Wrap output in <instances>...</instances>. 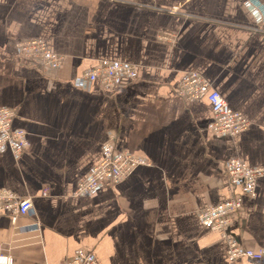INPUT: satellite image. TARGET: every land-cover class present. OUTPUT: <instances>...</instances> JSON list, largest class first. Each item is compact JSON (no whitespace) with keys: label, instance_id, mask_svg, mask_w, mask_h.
I'll return each mask as SVG.
<instances>
[{"label":"crops","instance_id":"1","mask_svg":"<svg viewBox=\"0 0 264 264\" xmlns=\"http://www.w3.org/2000/svg\"><path fill=\"white\" fill-rule=\"evenodd\" d=\"M32 39L63 55L61 65L20 58L16 43ZM101 59L138 74L77 86ZM188 72L247 116L248 129L216 136L207 99L178 93ZM1 107L15 110L28 146L0 151V189L35 210L16 220L0 212V254L13 264H59L79 248L97 264H264V255L230 259L224 236L264 251V176L224 230L198 218L241 190L226 160L264 166V0H0ZM110 131L145 163L75 194Z\"/></svg>","mask_w":264,"mask_h":264},{"label":"built area","instance_id":"2","mask_svg":"<svg viewBox=\"0 0 264 264\" xmlns=\"http://www.w3.org/2000/svg\"><path fill=\"white\" fill-rule=\"evenodd\" d=\"M19 54L26 59H38L45 65L59 67L63 56L50 50L42 39L20 41L16 44ZM138 73L135 65L127 61L101 59L99 63L85 71L76 81L79 87H86L92 81H98L102 87H111L121 77L134 78ZM188 100L207 99L210 103L213 119L209 129L218 137L237 135L248 129L250 122L240 111L230 107L219 90L198 72L185 74L178 92ZM15 110L9 107L0 108V151L8 147L15 156L20 155L28 146L27 133L24 129H14L12 122ZM145 161L116 147V135L108 132L107 140L102 146V158L93 166L87 176L82 179L75 190L76 194L92 193L106 182H116L127 175L133 168ZM226 177L232 187L240 186V192L225 203L208 207L199 211L200 222L211 228L224 230L230 218L238 213L246 199L256 196L257 180L264 176V166H250L238 157H231L224 164ZM7 211L13 220L20 216L35 215L31 198L21 197L15 192L0 189V212ZM39 222H35L38 229ZM226 237L227 254L232 260L248 257L260 259L264 255L262 249L246 248L234 238ZM11 255L0 254V264H13ZM59 264H97L95 254L85 248H79L72 257Z\"/></svg>","mask_w":264,"mask_h":264},{"label":"rangeland","instance_id":"3","mask_svg":"<svg viewBox=\"0 0 264 264\" xmlns=\"http://www.w3.org/2000/svg\"><path fill=\"white\" fill-rule=\"evenodd\" d=\"M42 40H43V39H42ZM43 41H44V40H43ZM19 42H20V41H19ZM44 42H45V41H44ZM17 43H18V42H17ZM17 43H16V44H17ZM45 44H46V43H45ZM46 45H47V44H46ZM47 47H48V46H47ZM48 48H49V47H48ZM16 49H17V47H16ZM49 49H50V48H49ZM50 50H51V49H50ZM53 52H54V51H53ZM56 53H57V52H56ZM17 54H18V56H19L20 58L26 59L25 57H22V56L19 54L18 49H17ZM59 54H60V53H59ZM62 56H63V55H62ZM63 58H64V56H63ZM27 59H28V58H27ZM62 61H63V60H62ZM61 63H62V62H61ZM98 63H99V62H98ZM98 63H97V64H98ZM132 64H133V63H132ZM60 65H61V64H60ZM60 65H59V66H60ZM133 65H134V64H133ZM135 66H136V65H135ZM94 67H95V66H94ZM136 68H137V66H136ZM137 70H138V68H137ZM137 74H138V73H137ZM135 77H136V76H135ZM101 87H102V86H101ZM179 95H180V94H179ZM180 96H181V95H180ZM183 98H185V97H183ZM185 99H186V98H185ZM187 100H188V99H187ZM241 113H242V112H241ZM246 117H247V116H246ZM247 119H248L249 122L251 123V121H250V119H249L248 117H247ZM210 123H211V122H210ZM25 149H26V148H25ZM25 149H24V151H25ZM24 151H23V152H24ZM23 152H22V153H23ZM12 153H13V152H12ZM22 153H21V154H22ZM21 154H20V155H21ZM20 155H18V156H20ZM225 162H226V161H225ZM224 164H225V163H224ZM94 166H95V165H94ZM92 168H93V167H92ZM91 170H92V169H91ZM91 170H90V171H91ZM224 173H225V171H224ZM225 175H226V173H225ZM86 176H87V175H86ZM75 194H76V193H75ZM211 207H213V206H211ZM206 208H208V207H206ZM206 208H204V209H206ZM202 210H203V209H202ZM5 255H9V254H5Z\"/></svg>","mask_w":264,"mask_h":264}]
</instances>
